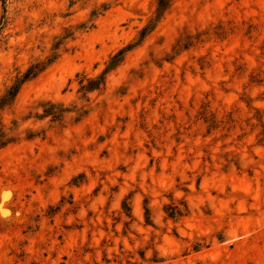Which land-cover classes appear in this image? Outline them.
<instances>
[{
	"label": "rangeland",
	"instance_id": "rangeland-1",
	"mask_svg": "<svg viewBox=\"0 0 264 264\" xmlns=\"http://www.w3.org/2000/svg\"><path fill=\"white\" fill-rule=\"evenodd\" d=\"M155 5L0 0V264H264V0Z\"/></svg>",
	"mask_w": 264,
	"mask_h": 264
},
{
	"label": "trees",
	"instance_id": "trees-1",
	"mask_svg": "<svg viewBox=\"0 0 264 264\" xmlns=\"http://www.w3.org/2000/svg\"><path fill=\"white\" fill-rule=\"evenodd\" d=\"M4 2V0H2ZM172 3V0H156L155 5V17L151 18L148 22V25L143 27L141 36L143 37L145 32L147 30H152L154 27V22L158 21L162 17V15L165 13V11L170 7ZM102 10L106 9V6H102ZM98 13V10L94 9L91 12V16L94 17ZM73 37V31L70 29H64V33L60 36L54 37V42L52 43L50 47L49 54L45 56L43 60H35L33 62H30L29 65L26 67V69L17 75L14 79V81L6 88L5 93L3 97L1 98V105H4L7 101H11L15 95L17 94L19 88L21 85H23L25 82L35 78L37 75H39L47 66L52 64L60 55L59 48L61 45H63L68 39ZM122 51H119L118 54L120 55ZM116 60V56H113L111 58V63ZM100 84V81L97 83H94V81H88L87 85H83L82 88H84L87 91L93 90L97 88V86ZM45 114H51L53 117L57 118L60 113L55 111H46L44 110ZM5 134L3 132H0V148L6 145L10 139L8 137H4ZM170 212L168 215L170 217H174V215H181L180 210L176 206L170 207ZM146 211V221L149 220L148 217V209H145Z\"/></svg>",
	"mask_w": 264,
	"mask_h": 264
}]
</instances>
